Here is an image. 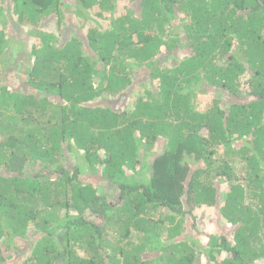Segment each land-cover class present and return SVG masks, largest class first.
Segmentation results:
<instances>
[{"label":"trees","instance_id":"trees-1","mask_svg":"<svg viewBox=\"0 0 264 264\" xmlns=\"http://www.w3.org/2000/svg\"><path fill=\"white\" fill-rule=\"evenodd\" d=\"M0 264H264V0H0Z\"/></svg>","mask_w":264,"mask_h":264},{"label":"rangeland","instance_id":"rangeland-1","mask_svg":"<svg viewBox=\"0 0 264 264\" xmlns=\"http://www.w3.org/2000/svg\"><path fill=\"white\" fill-rule=\"evenodd\" d=\"M55 29L56 30V28H55V25H53V26H51V27H48V30H50V29ZM12 27H9V31L11 32L12 31ZM17 34V35H16ZM24 34H28V32H24L22 35H24ZM62 35H64L65 36V34L62 32ZM62 35H61V37H62ZM16 36H19L18 35V32L17 33H14V35H13V38H15ZM66 37V36H65ZM22 39L24 38V36H22L21 37ZM27 38V37H26ZM135 95L134 96H138L137 94V92L136 93H134ZM215 97V96H214ZM207 99H208V97H206ZM207 99H201V102L199 101V107H204L205 106V104H206V101H207ZM131 101V100H130ZM125 108L128 110V111H131L132 109H133V105H131V102H129L128 104H126V106H125ZM99 178V179H98ZM98 178H96V180L94 181V183H96V184H94V185H97L98 187L100 186V190H102L103 191V193H104V195H106L107 197H108V200L109 201H114V202H116L117 200H118V198L116 197V196H113L115 193L113 192L114 191V186H113V184L108 180V179H104V178H102L100 175L98 176ZM94 179V178H93ZM92 179V180H93ZM88 182H90L91 181V179H86ZM201 238V237H200ZM202 239V238H201ZM204 239H202V241H203ZM201 243V242H200ZM203 243V242H202ZM201 243V244H202ZM12 245H14V246H19V244H18V241H16V242H14V243H12ZM206 259H203V261L206 263V261H205Z\"/></svg>","mask_w":264,"mask_h":264}]
</instances>
